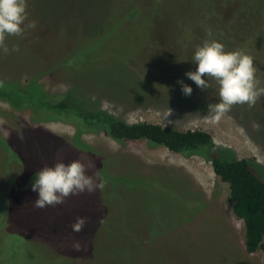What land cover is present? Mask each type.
<instances>
[{
  "label": "rangeland",
  "instance_id": "obj_1",
  "mask_svg": "<svg viewBox=\"0 0 264 264\" xmlns=\"http://www.w3.org/2000/svg\"><path fill=\"white\" fill-rule=\"evenodd\" d=\"M26 12L25 25L36 27L6 38L0 92L34 82L48 100L128 124L204 131L264 180V96L212 124L208 104L219 102L218 82L204 77L202 91L185 75L196 70V49L216 41L251 56L264 87V0H27ZM31 116L29 107L17 111L0 100V264H263L259 251L245 253L242 222L210 163L144 141L82 134L101 159L106 186L35 208L37 171L79 159L94 166L92 175L98 160L73 148L72 125ZM77 217L87 218L79 233L71 228Z\"/></svg>",
  "mask_w": 264,
  "mask_h": 264
},
{
  "label": "trees",
  "instance_id": "obj_2",
  "mask_svg": "<svg viewBox=\"0 0 264 264\" xmlns=\"http://www.w3.org/2000/svg\"><path fill=\"white\" fill-rule=\"evenodd\" d=\"M136 9L137 6L129 9L126 17L132 18L131 11ZM0 100L9 103L17 111L29 107L32 110L31 122H35L37 117L38 120H57L72 125L73 148L98 160L95 168L99 173L102 172V164L99 165L101 159L97 152L81 140L82 134L102 133L117 144L144 141L151 148L162 147L184 157L195 155L204 158L210 163L214 176L227 185V202L231 204L233 215L243 225L245 253L254 254L259 251L264 264V180L256 175L248 160L229 156L227 149L216 145L208 133L179 130L148 122L128 124L100 110L84 111L72 101L48 100L41 86L34 82L20 90L13 85L8 91L0 92ZM156 170L154 172L165 173L158 168ZM168 172V177L173 178L175 183V171L168 169ZM179 186L183 189L180 183ZM187 194L189 198H194L190 191Z\"/></svg>",
  "mask_w": 264,
  "mask_h": 264
},
{
  "label": "clouds",
  "instance_id": "obj_3",
  "mask_svg": "<svg viewBox=\"0 0 264 264\" xmlns=\"http://www.w3.org/2000/svg\"><path fill=\"white\" fill-rule=\"evenodd\" d=\"M27 0H0V50L8 54L6 44L8 36H22L25 28H35L36 22L25 25L27 19ZM23 25V27H22ZM12 51H19L13 46ZM193 62L197 65L195 71L186 72L187 78L192 80L202 91L209 88L204 77L214 79L219 85V102L208 104V119L212 124L220 122L222 117L231 111L235 105L247 104L252 107L264 96V87L256 78V68L253 58L242 50L225 51L222 43L205 41L203 46L196 49ZM181 92L191 96L193 89L178 80ZM93 165H85L81 160L64 163L58 160L52 166H44L35 174L31 190L38 192V198L33 206L37 209L61 205L71 196L85 192L91 194L103 190L106 182L97 171L88 174ZM87 218L77 217L71 225L72 231H83ZM80 242L74 241V250H80Z\"/></svg>",
  "mask_w": 264,
  "mask_h": 264
}]
</instances>
